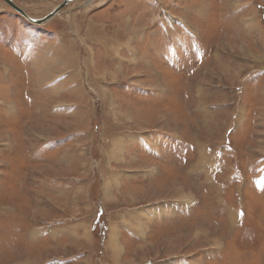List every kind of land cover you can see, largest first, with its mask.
<instances>
[{
  "label": "rangeland",
  "instance_id": "obj_1",
  "mask_svg": "<svg viewBox=\"0 0 264 264\" xmlns=\"http://www.w3.org/2000/svg\"><path fill=\"white\" fill-rule=\"evenodd\" d=\"M262 56L264 0H0V264H264Z\"/></svg>",
  "mask_w": 264,
  "mask_h": 264
},
{
  "label": "water",
  "instance_id": "obj_2",
  "mask_svg": "<svg viewBox=\"0 0 264 264\" xmlns=\"http://www.w3.org/2000/svg\"><path fill=\"white\" fill-rule=\"evenodd\" d=\"M5 4H7L12 10H14L16 13L24 17L28 22L35 24L37 26H44L48 22L52 21L56 17H58L62 10L65 9L70 3H72L74 0H65L61 6L56 8L51 14L46 16L42 19H35L30 17L24 10H22L20 7H18L13 0H2Z\"/></svg>",
  "mask_w": 264,
  "mask_h": 264
},
{
  "label": "bare ground",
  "instance_id": "obj_3",
  "mask_svg": "<svg viewBox=\"0 0 264 264\" xmlns=\"http://www.w3.org/2000/svg\"><path fill=\"white\" fill-rule=\"evenodd\" d=\"M60 6H61V5H60ZM58 7H59V6H58ZM58 7H57V8H58ZM181 20H182V19H181ZM126 47H127V46H126ZM110 50H111V48H109V49L107 48V52L110 51ZM57 62H58V61H57ZM119 65H120V64H119ZM118 70H119V69H118ZM106 74H107V73H106ZM90 81H91V80H90ZM100 90H101V89H100ZM143 91H144V90H143ZM100 94H102V93L100 92ZM100 96H101V95H100ZM161 118H162V117H161ZM200 161H201V160H200ZM196 163H197V162H196ZM200 163H201V162H200ZM186 199H187V198H186ZM114 234H115V233H114ZM114 234H112V236H111V242L113 243V245L116 244V240H115V235H116V234H115V235H114ZM116 254H117V253H116ZM119 255H120V254H119ZM119 257H120V256H119Z\"/></svg>",
  "mask_w": 264,
  "mask_h": 264
},
{
  "label": "crops",
  "instance_id": "obj_4",
  "mask_svg": "<svg viewBox=\"0 0 264 264\" xmlns=\"http://www.w3.org/2000/svg\"><path fill=\"white\" fill-rule=\"evenodd\" d=\"M261 58H262V61H263L264 60V57L262 56ZM104 76L106 77L107 75H104ZM106 79L108 80V77H106Z\"/></svg>",
  "mask_w": 264,
  "mask_h": 264
}]
</instances>
